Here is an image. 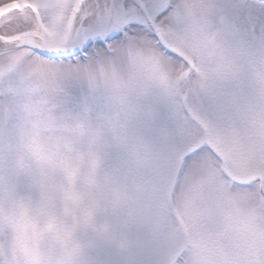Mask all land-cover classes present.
Returning <instances> with one entry per match:
<instances>
[{"label":"clouds","instance_id":"9594fccd","mask_svg":"<svg viewBox=\"0 0 264 264\" xmlns=\"http://www.w3.org/2000/svg\"><path fill=\"white\" fill-rule=\"evenodd\" d=\"M231 3L173 0L170 22L198 51L188 66L140 44L90 62L71 83L15 80L0 105V264H127L132 257L158 264L160 218L139 169L173 147L171 122L166 136L161 122L174 91L198 107L208 122L204 136L232 166L247 140L234 133V79L245 76L253 100L264 104V54L253 60L233 51L224 30ZM69 86L79 91L73 113L59 104V89ZM110 147L132 162L129 171L106 164ZM177 207L203 264H264V201L248 204L204 186Z\"/></svg>","mask_w":264,"mask_h":264},{"label":"snow or ice","instance_id":"6c2138e0","mask_svg":"<svg viewBox=\"0 0 264 264\" xmlns=\"http://www.w3.org/2000/svg\"><path fill=\"white\" fill-rule=\"evenodd\" d=\"M8 3L11 0H0V7ZM227 7L224 30L231 36L233 51L253 60L264 54V4L235 0ZM35 8L13 11L0 23V67L10 77L71 83L73 74L90 62L140 44L173 66H188L198 54L188 34L170 22L173 0H35ZM231 87L232 111L240 117L234 133L237 138L247 133L238 155L251 157L261 169V176L248 183L236 181L235 186L259 187L264 197V104L253 100L245 76L238 75ZM181 95L177 88L166 109L173 133L171 159L179 156L187 165L197 158H214L221 179L231 180L232 164L217 141L204 136L208 122L187 96L181 101ZM59 96L62 107L72 104L69 87L59 89Z\"/></svg>","mask_w":264,"mask_h":264},{"label":"rangeland","instance_id":"374dc122","mask_svg":"<svg viewBox=\"0 0 264 264\" xmlns=\"http://www.w3.org/2000/svg\"><path fill=\"white\" fill-rule=\"evenodd\" d=\"M248 2H251V0H248ZM257 2L264 4V0H257ZM4 17H10V14ZM2 18L0 23L4 22ZM16 79L8 76L7 71L0 67V105L9 102L8 94L13 91ZM69 89L74 94L73 101L71 105L63 108L67 112L73 113L79 105V91L74 86H69ZM62 103L63 101L60 98L59 104ZM166 120L167 116L161 122V136L168 134V128L165 126ZM173 151L169 149L163 153L153 155L139 169L142 182L147 186L152 198V212L160 218L159 235L155 241V255L158 264H203L202 259L197 255L189 234L183 228L184 217L177 205H187V194L197 192L204 186L221 187L243 202L258 204L264 201V197L259 194V187L244 189L235 186V182L248 183L250 182L247 180L248 174L259 172L261 176V170L251 157H238L229 172V175L234 177V181L232 179H221V172L218 170L220 166L216 164L214 159L197 158V160L190 161L187 165H182L179 156L171 159L170 153ZM106 164L119 171L127 172L130 170L132 162L126 160L118 148L110 147L107 150ZM176 165L177 177L175 178L172 173ZM172 185H174L173 190H171ZM101 223L103 224V222ZM127 264H137V259L134 257L129 258Z\"/></svg>","mask_w":264,"mask_h":264},{"label":"bare ground","instance_id":"6f19581e","mask_svg":"<svg viewBox=\"0 0 264 264\" xmlns=\"http://www.w3.org/2000/svg\"><path fill=\"white\" fill-rule=\"evenodd\" d=\"M1 19V18H0Z\"/></svg>","mask_w":264,"mask_h":264}]
</instances>
